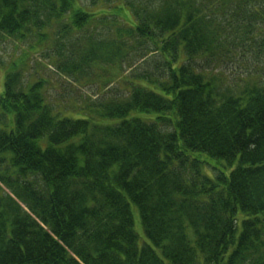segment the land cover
I'll return each instance as SVG.
<instances>
[{
    "label": "trees",
    "instance_id": "obj_1",
    "mask_svg": "<svg viewBox=\"0 0 264 264\" xmlns=\"http://www.w3.org/2000/svg\"><path fill=\"white\" fill-rule=\"evenodd\" d=\"M122 2L0 0V39L34 30L43 46L57 25L53 66L103 86L77 101L91 118H70L47 78L26 85L25 57L10 66L0 264H264V81L246 66L264 47V0ZM246 55L232 84L221 67Z\"/></svg>",
    "mask_w": 264,
    "mask_h": 264
},
{
    "label": "rangeland",
    "instance_id": "obj_2",
    "mask_svg": "<svg viewBox=\"0 0 264 264\" xmlns=\"http://www.w3.org/2000/svg\"><path fill=\"white\" fill-rule=\"evenodd\" d=\"M79 2L86 8H88V5H92V0H79ZM112 2L113 5L123 3L122 0H112ZM94 8L97 13L102 9L101 7L98 8V4L93 5L92 9ZM125 13L128 14V22L130 21L129 19H133V15H131V12L128 8H126ZM114 18L115 17H110V20H113ZM122 19L126 22V19L123 17H118L117 21H123ZM56 27L57 25L52 24L47 28V30H44V32H47L48 35L46 37L47 40L45 41V44H43V46L37 43L39 36L38 33L34 30L31 31V34L29 33V37L22 42H20V40L15 37L2 36V39H0V92H2L4 89V81L7 72L10 70V66H12L14 63H19L21 59L25 57L26 66L24 68L26 71L22 73L24 76L23 80L26 85L32 83V80H37L39 77L43 76L47 78L48 82L46 83V95L49 103L52 105V107L54 106L53 108H55L56 112H59L61 116L70 118H91V114L83 112L79 104H83L85 99H87L86 95H97L98 89H100L102 86V84L101 86H99L98 84V76H96L98 75V71L95 72V76H90L93 79V82H90L88 84L87 81L86 83L84 82L86 79L76 81L74 77L62 75V73L59 72V70L55 66H53L52 63L55 62L57 58V55L54 54L53 48L55 46L54 41L57 35ZM82 37H84L82 33L74 31L72 34H70V41H74V39L81 40ZM256 51L259 59L256 63H247L246 66H251L253 71L258 72V78L261 81H264V47H258L256 48ZM154 55H159V53L149 55L144 62L146 64L161 63V58ZM238 58L240 59L241 63H230L221 67L222 75L224 77H229V80H231L230 82L232 84H243L240 79L245 77L249 73L245 72V69L241 67L243 66L244 62H247L248 55L238 56ZM134 63L138 65L139 63H141V61H139V63ZM144 68H146V66L144 65V63H142L141 70H143ZM132 69H135V66H133ZM128 73L129 72H127L126 74ZM77 101L79 102V104L77 103ZM135 114L136 113H133L131 115ZM141 116L142 118H146V115L144 114H141ZM2 126L3 124L0 122V127ZM202 158L209 159L210 161H212V163L215 161L206 156H203ZM204 168L207 174L212 175V172L210 171L211 169H209L208 167ZM132 211L134 217V229L138 234V246L141 249L144 245L150 244V240L145 234L137 207L133 205Z\"/></svg>",
    "mask_w": 264,
    "mask_h": 264
}]
</instances>
